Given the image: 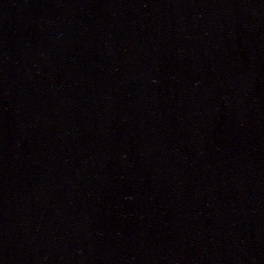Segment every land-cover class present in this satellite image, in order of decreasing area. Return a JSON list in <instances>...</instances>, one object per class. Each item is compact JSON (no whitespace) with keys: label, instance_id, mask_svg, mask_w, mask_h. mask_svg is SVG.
<instances>
[{"label":"water","instance_id":"95a60500","mask_svg":"<svg viewBox=\"0 0 264 264\" xmlns=\"http://www.w3.org/2000/svg\"><path fill=\"white\" fill-rule=\"evenodd\" d=\"M0 264H264V0H0Z\"/></svg>","mask_w":264,"mask_h":264}]
</instances>
